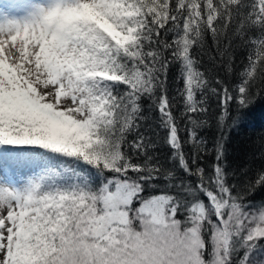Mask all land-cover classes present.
I'll return each instance as SVG.
<instances>
[{
    "label": "snow or ice",
    "instance_id": "6c2138e0",
    "mask_svg": "<svg viewBox=\"0 0 264 264\" xmlns=\"http://www.w3.org/2000/svg\"><path fill=\"white\" fill-rule=\"evenodd\" d=\"M258 100L264 0H0V264H264V166L224 135Z\"/></svg>",
    "mask_w": 264,
    "mask_h": 264
},
{
    "label": "trees",
    "instance_id": "16d2710c",
    "mask_svg": "<svg viewBox=\"0 0 264 264\" xmlns=\"http://www.w3.org/2000/svg\"><path fill=\"white\" fill-rule=\"evenodd\" d=\"M194 55L200 63L201 70L207 69L209 76L218 77L229 82L232 77L225 75L221 58L218 55L217 45L210 37H206L202 47L194 50ZM246 52L240 46L233 51L234 65L238 69L245 60ZM176 70L173 67L169 72V91L175 94L178 87L176 83ZM213 104V109H215ZM155 113H148L149 119L145 127L148 129L146 135L155 141L156 154L162 162L168 161L169 150L164 143L165 133L156 127ZM209 127L204 130V138L211 143L219 136L216 124L209 121ZM225 162L231 173H235L237 181L242 178L243 173H249L264 166V101L258 100L246 113L244 121L240 126L225 131ZM207 162H211L210 158ZM264 199V193L259 190L255 200Z\"/></svg>",
    "mask_w": 264,
    "mask_h": 264
}]
</instances>
